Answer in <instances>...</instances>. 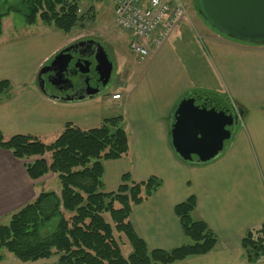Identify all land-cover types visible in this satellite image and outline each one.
I'll return each instance as SVG.
<instances>
[{
    "label": "crops",
    "instance_id": "crops-1",
    "mask_svg": "<svg viewBox=\"0 0 264 264\" xmlns=\"http://www.w3.org/2000/svg\"><path fill=\"white\" fill-rule=\"evenodd\" d=\"M84 25L83 21L79 26L82 31L87 29ZM35 26L28 36L0 41V82L13 85L10 97L0 104V131L8 137L38 135L47 143L67 124L88 129L122 117L129 152L121 159L103 162L102 191L118 192L125 175L133 182L151 177L162 181L130 215L134 231L148 248L172 250L186 243L175 208L195 197L192 217L207 223L217 244L207 255L175 264H264V258L250 263L242 248L243 235L264 226V45L232 40L211 26L195 35L191 23L183 20L161 47L145 59L137 57L139 62L106 48L113 71L119 69L118 63L123 69L118 87L84 100L65 101L44 94L37 75L79 38L72 31L65 34L41 22ZM99 38L94 39L105 47L113 43L112 34L107 36L110 44L102 35ZM194 92L220 95L246 110L225 152L201 165L182 162L170 146V117L182 98ZM117 94L121 99L113 98ZM35 160H18L0 148V221L40 194L60 195L56 175L37 180L29 176L26 164ZM0 264L23 263L4 259Z\"/></svg>",
    "mask_w": 264,
    "mask_h": 264
},
{
    "label": "trees",
    "instance_id": "trees-1",
    "mask_svg": "<svg viewBox=\"0 0 264 264\" xmlns=\"http://www.w3.org/2000/svg\"><path fill=\"white\" fill-rule=\"evenodd\" d=\"M0 3L1 11H5L0 14V35L1 20L12 13L22 15L28 26L41 22L65 34L92 13L90 9L79 13L75 0H18L14 4L0 0ZM90 18L94 20L95 15ZM12 89L10 81L0 82V104L10 97ZM234 105L244 118L246 110L237 103ZM230 129L234 136V128ZM232 139L224 142L218 156ZM129 142L122 117L106 119L99 127L88 129L67 124L51 144L38 135L8 137L0 131L1 149L21 161L37 159L26 164L33 180L52 173L62 188L60 195L40 194L33 203L14 213L8 224H0V262L6 258L5 252L22 262L58 257L55 264H175L211 253L217 237L206 222L193 219L195 197L175 208L186 243L172 250H150L134 231L130 215L135 205L148 200L162 186V181L151 177L133 182L125 175L118 192L102 191L103 162L125 157ZM176 156L186 164L199 165L196 157L184 161ZM125 247L131 250L128 257L123 255ZM242 248L250 263L262 260L264 226L247 231L242 237Z\"/></svg>",
    "mask_w": 264,
    "mask_h": 264
},
{
    "label": "water",
    "instance_id": "water-1",
    "mask_svg": "<svg viewBox=\"0 0 264 264\" xmlns=\"http://www.w3.org/2000/svg\"><path fill=\"white\" fill-rule=\"evenodd\" d=\"M197 5L204 20L226 37L246 44L264 42V0H197ZM92 45L96 47L90 59L72 55V45L55 55L52 63L39 71V89L53 99L65 101H80L103 93L114 72L113 62L101 42ZM93 64L95 76L89 79L90 91L84 96L50 95L40 84L41 77L48 72H56L59 78L88 74ZM72 69L76 72L71 73ZM242 116L230 99L220 95L204 92L185 95L170 117V146L184 161L196 157L199 164H206L218 156L224 142L233 138L230 128H237Z\"/></svg>",
    "mask_w": 264,
    "mask_h": 264
},
{
    "label": "rangeland",
    "instance_id": "rangeland-1",
    "mask_svg": "<svg viewBox=\"0 0 264 264\" xmlns=\"http://www.w3.org/2000/svg\"><path fill=\"white\" fill-rule=\"evenodd\" d=\"M17 1L18 0H9V2L13 4L16 3ZM75 1H78L79 9L81 10L82 13L85 10H89V9L92 10L91 11L92 13L87 15V17L84 19V23H85L84 26L87 29H85V31H82L83 29L79 27L80 25H78L75 29L72 30L71 35L76 33V36L79 38L78 40L83 38H90V37L100 39L99 37L100 35H102L103 37H105L106 40L109 41L110 44L111 41L107 38V36L109 34H112L113 43L111 45H108L106 42V46L108 45V47L106 48L109 53L112 54V49H115L117 54L122 58L127 57L132 62L140 61V59L137 58L139 56L134 54L129 48L130 41L128 42V40L130 39V36L128 32H123L115 25L114 6L112 0H75ZM182 3L185 10L184 20L189 21L191 23V30L195 35L197 34L199 35L203 33L201 30L202 27L204 26L210 27V25L199 14L197 0H182ZM1 5L2 3H0V6ZM3 12L5 13V11H1V7H0V14ZM92 14L95 15V21L90 18V15ZM1 24H2L3 32L0 36L4 35V37L0 38V41L7 39H16L18 37H23V36L25 37L30 35L36 30L35 29L36 26L35 27L28 26L24 20V17L16 13L8 14L6 17H4L1 20ZM118 60L120 62L121 59L118 58ZM131 67L133 68L134 64H131ZM117 68L119 69L116 70L115 68L111 77L112 79L106 87V89L107 90L109 89L110 92H113L118 87V85L121 83V80L123 78V74H122L123 69L120 68V63H118ZM52 142L53 141H47V144H51ZM54 183H57L55 184V186L57 185L56 187H58V189L60 190L61 189L60 182L57 180V182ZM10 218L11 217H8L7 220L3 219L2 221H0V224L2 225L8 224ZM125 243L126 242H124L123 245H125ZM5 253H6L5 261L19 260L16 257H14L12 254H9L8 252ZM130 253L131 250L125 247L123 251V255L125 257H128ZM56 259L58 260V257H54L49 260L47 259L39 260L36 262H22L21 260L19 261L23 264H55L57 262Z\"/></svg>",
    "mask_w": 264,
    "mask_h": 264
},
{
    "label": "built area",
    "instance_id": "built-area-1",
    "mask_svg": "<svg viewBox=\"0 0 264 264\" xmlns=\"http://www.w3.org/2000/svg\"><path fill=\"white\" fill-rule=\"evenodd\" d=\"M115 25L131 35V51L141 59L161 47L185 19L182 0H112ZM79 13H82L79 10ZM115 100L121 95H114Z\"/></svg>",
    "mask_w": 264,
    "mask_h": 264
},
{
    "label": "flooded vegetation",
    "instance_id": "flooded-vegetation-1",
    "mask_svg": "<svg viewBox=\"0 0 264 264\" xmlns=\"http://www.w3.org/2000/svg\"><path fill=\"white\" fill-rule=\"evenodd\" d=\"M86 41H88L89 43L82 44L80 46L78 45L79 43ZM96 41L98 40L94 38H84L67 45L63 49H66L72 45L73 46V50L71 51L72 55H75L76 57H81L83 59H90V56L93 54L96 47L92 45V42H96ZM52 61L53 59L45 66H49L52 63ZM72 70L73 71L71 73L76 72V70L74 69ZM90 70L91 71L88 74H82V73H79L77 75L67 74V76H63L61 78L57 76L56 72H48L47 74L41 77L40 84L43 86L45 91H47L50 94H56L61 97L84 96L90 91L89 90L90 86H88L90 82L89 79L95 76L94 64L90 67ZM37 80H38V75H37Z\"/></svg>",
    "mask_w": 264,
    "mask_h": 264
}]
</instances>
